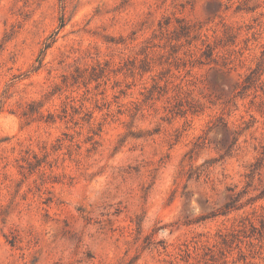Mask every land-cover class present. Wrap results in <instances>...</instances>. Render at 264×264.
<instances>
[{
    "label": "rangeland",
    "instance_id": "374dc122",
    "mask_svg": "<svg viewBox=\"0 0 264 264\" xmlns=\"http://www.w3.org/2000/svg\"><path fill=\"white\" fill-rule=\"evenodd\" d=\"M128 259L264 264V0H0V264Z\"/></svg>",
    "mask_w": 264,
    "mask_h": 264
},
{
    "label": "trees",
    "instance_id": "16d2710c",
    "mask_svg": "<svg viewBox=\"0 0 264 264\" xmlns=\"http://www.w3.org/2000/svg\"><path fill=\"white\" fill-rule=\"evenodd\" d=\"M60 22H61V25H63V18H61ZM168 22L169 21H167V23ZM189 28H190V25H189ZM190 33H191V30L185 27V28H183V30L181 32H179V34L176 37L178 39L181 36H188ZM195 35H197V34H195ZM50 44H51V41L48 42V43H45L44 48L41 49V53L42 54L45 51V49L50 46ZM213 51H214V47H210V44L207 42L206 43V48L204 49L203 54L206 57H211L212 54H213ZM37 60H38V66H40L41 61H42V58L40 57ZM227 65H228L227 62H225V63L222 64V66L224 68H226L227 71H229L231 67L230 66H227ZM254 72H256V69H250L249 74L246 75V82L255 80L254 78H252L253 77L252 74ZM65 79H66V76H63V81ZM244 86H250V83L249 84L246 83ZM22 113L25 114L26 112H22ZM236 140H237L236 136H232L229 140H227L225 142V149L226 150H229L231 148V146L236 142ZM258 165H259V162H256L254 164V167H253V169H252V171H251L250 174H253L254 173V169H256ZM238 196L239 195L237 194V195H231L229 197V201L225 202V204L223 206L224 207V210H221L222 211V214L227 213L230 209H232V207H234V202L238 199ZM235 208H238V207L236 206ZM252 227L254 228L255 226L252 225ZM12 241H14V240H10V242H12ZM12 244H13V242H12ZM116 264H133V260H131V259L130 260L129 259L128 260H121V261L117 262ZM222 264H227V261L224 260L222 262Z\"/></svg>",
    "mask_w": 264,
    "mask_h": 264
}]
</instances>
